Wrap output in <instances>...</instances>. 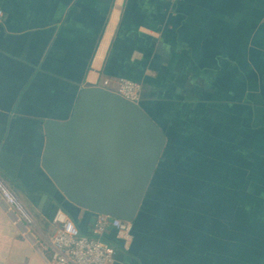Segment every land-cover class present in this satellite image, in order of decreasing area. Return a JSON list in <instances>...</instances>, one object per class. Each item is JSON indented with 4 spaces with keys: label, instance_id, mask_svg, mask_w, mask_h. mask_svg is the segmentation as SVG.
<instances>
[{
    "label": "crops",
    "instance_id": "1",
    "mask_svg": "<svg viewBox=\"0 0 264 264\" xmlns=\"http://www.w3.org/2000/svg\"><path fill=\"white\" fill-rule=\"evenodd\" d=\"M0 174L44 233L57 209L45 124L119 79L167 145L115 264H264V0H0ZM0 264H46L0 207Z\"/></svg>",
    "mask_w": 264,
    "mask_h": 264
},
{
    "label": "water",
    "instance_id": "2",
    "mask_svg": "<svg viewBox=\"0 0 264 264\" xmlns=\"http://www.w3.org/2000/svg\"><path fill=\"white\" fill-rule=\"evenodd\" d=\"M45 135L43 169L69 203L135 222L167 145L142 104L86 87L72 116L47 121Z\"/></svg>",
    "mask_w": 264,
    "mask_h": 264
},
{
    "label": "built area",
    "instance_id": "3",
    "mask_svg": "<svg viewBox=\"0 0 264 264\" xmlns=\"http://www.w3.org/2000/svg\"><path fill=\"white\" fill-rule=\"evenodd\" d=\"M99 87L130 102H142V86L133 81L119 79L112 88L111 81L105 80ZM0 207L18 233L43 253L46 264H115L118 251L103 239L106 233L115 230L118 239H132L131 223L101 215L96 218L94 236L83 234L63 209H58L52 219L54 232L44 233L29 208L10 189L1 174Z\"/></svg>",
    "mask_w": 264,
    "mask_h": 264
},
{
    "label": "trees",
    "instance_id": "4",
    "mask_svg": "<svg viewBox=\"0 0 264 264\" xmlns=\"http://www.w3.org/2000/svg\"><path fill=\"white\" fill-rule=\"evenodd\" d=\"M58 210V209H57ZM56 210V211H57ZM66 212V211H65ZM56 213V212H55ZM67 213V212H66ZM67 214H69L70 216L72 215L71 213H67ZM72 217V216H71ZM73 218V217H72ZM74 219V218H73ZM76 222V221H75ZM79 226V225H78ZM80 227V226H79ZM81 229V228H80Z\"/></svg>",
    "mask_w": 264,
    "mask_h": 264
}]
</instances>
